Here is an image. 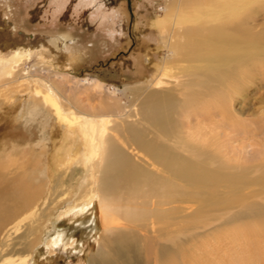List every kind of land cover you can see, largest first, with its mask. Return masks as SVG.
<instances>
[{"label":"rangeland","instance_id":"374dc122","mask_svg":"<svg viewBox=\"0 0 264 264\" xmlns=\"http://www.w3.org/2000/svg\"><path fill=\"white\" fill-rule=\"evenodd\" d=\"M171 1L0 0V171L7 181L20 176L23 185L37 192L33 207L10 223L2 235L0 249L5 244L11 252L0 264H89L91 254L100 247L102 234L95 203L89 210L95 212L97 225L89 235L75 226L79 212L66 215L64 208L75 199L91 165L99 160L94 143L89 145L91 136L79 131L82 129L79 115L102 112L110 106L115 111L111 114L114 122L106 123V138L118 139L113 126L117 123L130 126L142 120L151 108L143 104L148 94L159 91L177 95L179 83L173 82L176 77L173 78L172 72H164V78L159 76L167 49L165 34L157 21L163 19V10ZM52 37L63 40L61 49L49 43ZM17 48L29 54L21 71L51 84L57 97L55 104L61 111L43 101L41 91L34 95L30 84L23 81L21 85L19 81L13 82L15 77H5L8 60ZM253 74L252 70L250 76ZM95 83L104 88L95 89ZM171 88L175 91H166ZM240 105L235 100L229 109L233 114L230 123L239 126L234 130L221 123L218 115L214 117L222 124L219 135L225 137L223 131L227 129L231 137L219 157L225 164L239 161L256 167L264 158V90L250 95L243 108ZM178 107L175 111L184 112ZM125 111L129 115L121 122L116 115ZM181 122L184 125V119ZM139 127L138 124L136 128ZM122 142L118 139L117 143ZM129 153L135 157L134 152ZM253 167L245 177L253 182L250 185H256L261 174ZM192 187L184 190L180 198L184 220L169 223L173 231L169 237V264H264V224L247 222L245 214L237 220L249 205L255 214L264 210V201L260 200L264 198V188L229 192L235 195L238 191L233 199L236 202L232 208H225L220 203L231 196L224 191L209 194L211 191H204L207 188L194 191ZM198 190L203 193L197 196ZM169 201L170 206L165 208L179 205L176 199ZM129 222L124 219L115 224L129 227ZM149 229L147 226L140 230L143 238L138 239L135 255H127L125 264H154L153 255L146 249L152 238L157 239L160 234L152 235ZM248 231H252L254 239L242 236V232ZM54 232H68V239H75L74 245L67 248L61 241L51 246L47 241ZM120 242L112 239L109 251L114 247L121 250ZM122 250L127 253V249ZM155 256L160 260L157 253Z\"/></svg>","mask_w":264,"mask_h":264},{"label":"bare ground","instance_id":"6f19581e","mask_svg":"<svg viewBox=\"0 0 264 264\" xmlns=\"http://www.w3.org/2000/svg\"><path fill=\"white\" fill-rule=\"evenodd\" d=\"M263 2L264 0H172L171 5L167 4L168 7L163 10V19L157 21V26L165 34L167 49L159 76L164 78V72L171 71L173 78L176 77L173 82L179 83L176 94L181 97L170 92L148 94L143 104L151 108L144 113L145 117L141 113L144 118L137 122L141 129L136 128L137 123L130 126L117 123L113 126L112 130L120 136L118 139L123 140L119 144L116 137L106 138V123L114 122L111 114L115 111L110 106L90 115L78 113L81 118L78 123L82 128L79 131L91 136L89 145L96 142L93 146L99 160L91 165L86 181L77 188L75 199L66 203L64 208L66 215L79 212L75 226L89 235L97 225L94 211L89 210V206L95 203L102 234L100 245L98 244L100 247L91 254L89 264H125L127 255L132 256L137 249L138 239L143 238L140 230L147 226L152 230V235L155 232L160 234L157 239L153 236L147 252L153 255L154 264H169L167 254L172 231L169 223L184 220V211L180 206L184 190L193 186L194 191L207 188L204 191H211L209 194L214 190L224 191L231 198L220 203L221 207L232 208L238 191L235 195L229 192L243 188L247 191L251 188H264V158L253 167L250 164H240L239 161L225 164L223 158L219 157L221 150L230 144L231 138L228 137L227 129L223 131L225 137L219 135L221 123L228 124L231 130L239 127L230 123L233 121V114L229 110L232 104L239 100L243 108L250 95L264 90ZM48 41L55 49H61L63 45V40L59 37H52ZM28 57L25 49L17 48L8 60L5 77H15L13 82L19 81L21 85L23 81L30 84L34 95L41 91L43 101H49L55 107L57 97L52 85L30 76L27 71H21V66ZM252 70L254 74L251 77ZM94 88L101 90L104 87L98 83ZM179 90L182 91L177 92ZM166 91L175 90L171 88ZM177 106L183 108L185 113L175 111ZM56 110L62 109L60 106L57 109L56 106ZM128 115L129 111H125L124 114L118 113L116 117L122 122ZM216 115L221 118V123L214 119ZM183 119L184 125L183 122L180 123ZM225 141L226 144H222ZM243 142L244 140L241 141ZM129 152H134L136 158ZM137 153L140 154L139 158ZM214 164L217 166L212 167ZM251 167L258 168L256 172H261L260 176L257 175L260 179L256 185H250L252 181L245 178L250 174ZM1 173L0 171V240L9 224L29 211L37 200V192L23 185L20 176L7 181ZM199 193L203 192L198 190L197 196ZM171 199H176L179 205L173 209L165 208L170 206ZM260 200L263 202L264 198ZM242 214H245L247 222L258 221L264 224V210L255 214L249 205L245 212H240V218L236 216L237 220H241ZM124 219L131 221L128 223L129 227L115 224V221ZM154 225H158V228L155 229ZM251 233L252 231H248L241 234L252 240L254 238ZM112 239L121 241V250L114 247L109 251L112 249ZM61 241L65 247L70 248L75 239H68V232H54L47 242L55 246ZM122 249H127V253ZM10 252V247L4 244L0 249V260H5ZM156 253L160 260H157Z\"/></svg>","mask_w":264,"mask_h":264}]
</instances>
